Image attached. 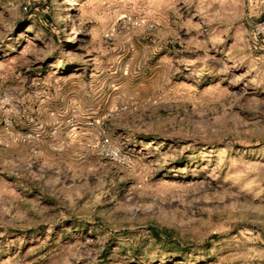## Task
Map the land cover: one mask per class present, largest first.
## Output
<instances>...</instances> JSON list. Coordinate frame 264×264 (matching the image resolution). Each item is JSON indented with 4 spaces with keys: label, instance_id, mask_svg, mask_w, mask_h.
<instances>
[{
    "label": "rangeland",
    "instance_id": "rangeland-1",
    "mask_svg": "<svg viewBox=\"0 0 264 264\" xmlns=\"http://www.w3.org/2000/svg\"><path fill=\"white\" fill-rule=\"evenodd\" d=\"M0 264H264V0H0Z\"/></svg>",
    "mask_w": 264,
    "mask_h": 264
},
{
    "label": "built area",
    "instance_id": "built-area-1",
    "mask_svg": "<svg viewBox=\"0 0 264 264\" xmlns=\"http://www.w3.org/2000/svg\"><path fill=\"white\" fill-rule=\"evenodd\" d=\"M105 142H107V139H104Z\"/></svg>",
    "mask_w": 264,
    "mask_h": 264
}]
</instances>
